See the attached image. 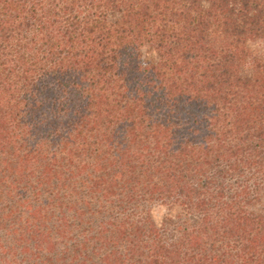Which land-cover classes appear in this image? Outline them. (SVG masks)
I'll list each match as a JSON object with an SVG mask.
<instances>
[{
    "label": "trees",
    "instance_id": "1",
    "mask_svg": "<svg viewBox=\"0 0 264 264\" xmlns=\"http://www.w3.org/2000/svg\"><path fill=\"white\" fill-rule=\"evenodd\" d=\"M0 264H264V0H0Z\"/></svg>",
    "mask_w": 264,
    "mask_h": 264
},
{
    "label": "rangeland",
    "instance_id": "2",
    "mask_svg": "<svg viewBox=\"0 0 264 264\" xmlns=\"http://www.w3.org/2000/svg\"><path fill=\"white\" fill-rule=\"evenodd\" d=\"M166 211L163 208H156L153 212V217L157 222H161L163 216L165 215ZM167 241L171 242L174 239L173 233H168L166 235Z\"/></svg>",
    "mask_w": 264,
    "mask_h": 264
}]
</instances>
